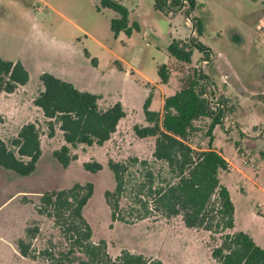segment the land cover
<instances>
[{"label": "rangeland", "instance_id": "374dc122", "mask_svg": "<svg viewBox=\"0 0 264 264\" xmlns=\"http://www.w3.org/2000/svg\"><path fill=\"white\" fill-rule=\"evenodd\" d=\"M120 1L129 11L130 22L140 25L130 36L125 32L114 35L110 22L118 14L112 9L98 12L99 0H0V55L25 61L32 75L30 83L15 92H0V135L9 140L32 119L43 125V154L35 172L21 176L0 169V264H66L57 261L67 247L63 232L50 216L51 207L39 206L40 197L88 182L94 192L83 214L94 240L104 239L111 255L126 249L165 264H216L211 247L217 241L210 231L187 228L180 217L152 215L137 220L140 209L131 200L132 193L121 199V205L134 223L112 220L105 192L114 189L115 179L108 161L130 156L152 159L155 139H141L134 132L135 125L145 123L137 104L140 91L112 138L103 146L73 148L77 158L67 167L53 155L64 143L62 133L48 137L44 119L33 104L42 89L40 74L51 73L99 95L104 107L124 102L122 96H130L133 86L148 87L151 108L158 110L161 91L149 81L158 82V66L170 61L165 45L170 37L188 43L196 39L211 50V60L204 63L203 51L193 47L192 65L202 67L212 78L218 86L216 96L226 99L230 108L224 125L213 131V146L239 167L230 176L222 174L236 207L237 229L252 235L264 248V33L260 30L264 0H195L190 12L185 2L169 14L157 10L155 0ZM179 75L174 72L171 85L163 87L166 96L175 93ZM204 133L190 138L195 148L207 147ZM93 160L103 165L101 170L91 172L84 167ZM5 173L15 177L5 178ZM28 227L37 228L28 239V255L16 254L14 246L26 237ZM44 250H50L54 258L43 254Z\"/></svg>", "mask_w": 264, "mask_h": 264}, {"label": "trees", "instance_id": "16d2710c", "mask_svg": "<svg viewBox=\"0 0 264 264\" xmlns=\"http://www.w3.org/2000/svg\"><path fill=\"white\" fill-rule=\"evenodd\" d=\"M188 2L190 12L196 2ZM182 7L183 0H155V8L166 14ZM104 8L118 14L110 22L115 36L121 32L130 36L140 30L138 22H130L129 11L120 0H99L97 9ZM198 33L202 34L200 21ZM193 47L203 51L202 62L211 60V50L196 39L188 43L173 38L169 44L167 50L175 60V67L160 64L158 75L160 83L167 85L173 73L178 72V88L165 97L162 112L150 109L149 97L143 106L146 124L134 126L137 137L155 139L152 159L137 156L110 159L108 165L115 187L105 192L106 203L113 221L134 223L123 213L121 205V199L132 193L131 200L135 199L134 205L140 209L137 220L152 215L165 219L180 217L187 228L210 231L217 241L211 247L216 264H264V248L236 227V207L222 179V174L229 170V162L213 146V131L217 125H224L230 108L226 99L216 96L218 86L211 77L202 67L192 65ZM29 80L30 73L20 60L0 55V92L13 93ZM40 81L42 89L33 98V104L44 119L47 136L52 138L57 131L62 133L64 143L53 155L63 167L77 158L72 154L73 148L103 146L126 117V110L119 101L104 107L99 95L81 90L51 73H42ZM214 98L223 107L215 105ZM42 129L39 120H30L23 123L11 139L5 140L0 135V169L21 176L35 172L43 154ZM204 131L208 137L207 147L194 148L190 138ZM84 167L97 172L103 165L93 160L85 162ZM93 192L94 185L88 182L41 195L39 206L51 207L50 216L61 228L67 244L57 261L66 264H165L160 259L126 249L113 256L104 239L94 240L93 229L83 214ZM130 208L134 211L135 207ZM36 230L28 227L26 237L17 240L16 247L21 255H28L31 243L28 239L35 236ZM43 254L53 257L50 250H44Z\"/></svg>", "mask_w": 264, "mask_h": 264}, {"label": "crops", "instance_id": "0c3cea01", "mask_svg": "<svg viewBox=\"0 0 264 264\" xmlns=\"http://www.w3.org/2000/svg\"><path fill=\"white\" fill-rule=\"evenodd\" d=\"M105 9H109V8H104V9H102V10H98L97 9V5H96V10L98 11V12H102L103 10H105ZM162 12V11H161ZM169 13H171V11L169 12ZM169 13H167V14H169ZM72 21V20H71ZM73 22V21H72ZM137 22V21H136ZM73 24L74 25H76L78 28H80L81 30H83V31H85V32H87L85 29H83L80 25H78L77 23H75V22H73ZM135 32V31H134ZM136 32H138V31H136ZM172 37H170V39H165V45L167 46V48H168V46H169V44L171 43V41H172ZM169 56H170V54H169ZM14 61V60H13ZM22 62V61H21ZM206 61H204V63H205ZM23 63V65L26 67V69L29 71V73H30V80H29V82L26 84V85H28L29 83H30V81H31V79H32V75H31V71H30V69H29V66H28V64L24 61V62H22ZM175 63V60L170 56V61H169V63H167L168 65H172V64H174ZM139 73H141V72H139ZM129 74H130V72H129V70H126L125 71V75L127 76V77H129ZM41 75V74H40ZM172 79H173V76L171 77V80H170V82H169V84H167V85H163V84H161L160 83V79L158 80V82H156V81H149L150 83H154L155 84V86H156V88L157 89H159L160 91H161V100H160V106H159V109L158 110H154V111H159V112H162V109H163V104H164V99H165V97H166V95L163 93V87L164 86H170L171 85V83H172ZM212 79V78H211ZM214 82V81H213ZM26 85H24V86H26ZM176 85H177V88H178V83H176ZM133 88V91H132V94L129 96L128 94L125 96V95H123L122 96V98L124 99V102L123 101H121V103L123 104V106H124V108H125V110H126V116L128 115V113H129V108H128V106H131V103H132V101H131V99L132 100H134L133 99V97H138V94H139V91H140V96H139V103H137V104H139L141 107H142V110H140V112H139V114L141 115V117H143L144 118V120H145V123L144 124H146V119H145V115H144V109H143V106H144V103H145V101L150 97L151 98V94H152V92L149 90L150 88H148V87H144V88H138V87H136V86H133L132 87ZM177 90V89H176ZM152 99H151V104H150V109L151 110H153L152 108H151V105H152ZM131 111V110H130ZM132 111H137V110H132ZM131 111V112H132ZM33 120V119H32ZM225 121V120H224ZM143 124V125H144ZM215 148V147H214ZM216 149V148H215ZM219 151V150H218ZM219 152H221V151H219ZM222 153V152H221ZM222 155H223V153H222ZM224 156V155H223ZM225 158H226V160L229 162V169H230V172H225L224 173V175L223 176H230V174H231V171L233 170V169H236V170H238L239 171V167L234 163V162H232L230 159H228L226 156H224ZM1 175V174H0ZM2 176V175H1ZM0 176V177H1ZM5 178L7 177H10V178H14L15 176H11V174H4L3 175ZM223 183L226 185V182H224L223 181ZM227 186V185H226ZM228 187V186H227ZM229 189V188H228ZM237 227V226H236ZM252 236V235H251ZM253 237V236H252ZM254 238V237H253ZM254 240L256 241V239L254 238ZM257 242V241H256ZM14 249H15V251H16V254H19V252H18V250H17V247L16 246H14Z\"/></svg>", "mask_w": 264, "mask_h": 264}, {"label": "built area", "instance_id": "2783aa9c", "mask_svg": "<svg viewBox=\"0 0 264 264\" xmlns=\"http://www.w3.org/2000/svg\"><path fill=\"white\" fill-rule=\"evenodd\" d=\"M183 2H184V3H185V2H188V0H183ZM188 3H189V2H188ZM189 16H190V15H189ZM188 22H189V23L191 22L190 17H189V19H188ZM260 30L264 33V25L261 26ZM214 102H215V105L220 106V107H223V104L220 103V102H218L217 98H214ZM194 148H195V147H194Z\"/></svg>", "mask_w": 264, "mask_h": 264}]
</instances>
